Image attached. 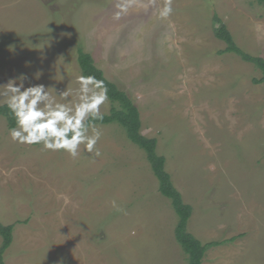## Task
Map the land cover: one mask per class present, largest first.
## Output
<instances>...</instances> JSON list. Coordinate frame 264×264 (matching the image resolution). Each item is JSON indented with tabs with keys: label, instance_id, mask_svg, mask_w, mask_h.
Returning <instances> with one entry per match:
<instances>
[{
	"label": "rangeland",
	"instance_id": "1",
	"mask_svg": "<svg viewBox=\"0 0 264 264\" xmlns=\"http://www.w3.org/2000/svg\"><path fill=\"white\" fill-rule=\"evenodd\" d=\"M118 2L0 0V85L25 74V87L68 89L75 100L78 53H88L156 138L191 206L187 231L222 242L201 264H264V83L253 64L219 53L226 44L213 33L217 16L243 51L264 58V8L173 0L161 19L164 0H128L117 20ZM98 125L101 155L73 159L14 142L0 116V223L13 225L4 264H188L145 151L117 123Z\"/></svg>",
	"mask_w": 264,
	"mask_h": 264
},
{
	"label": "clouds",
	"instance_id": "2",
	"mask_svg": "<svg viewBox=\"0 0 264 264\" xmlns=\"http://www.w3.org/2000/svg\"><path fill=\"white\" fill-rule=\"evenodd\" d=\"M129 6L128 0L118 2L114 19H120ZM173 11V0H164L159 18L168 19ZM27 79L21 74L0 85V98H3L0 106L6 105L15 120V126L9 129L11 139L18 144L41 145L47 151L63 150L73 159L82 151L99 157L97 144L103 133L96 122L104 119L101 106L109 100L105 82L93 75L77 76L76 98L70 100L71 90L60 91L58 95L55 92L53 96L48 91L51 87L44 84L25 87ZM111 205L116 212L125 211L115 200Z\"/></svg>",
	"mask_w": 264,
	"mask_h": 264
},
{
	"label": "trees",
	"instance_id": "3",
	"mask_svg": "<svg viewBox=\"0 0 264 264\" xmlns=\"http://www.w3.org/2000/svg\"><path fill=\"white\" fill-rule=\"evenodd\" d=\"M264 8V0H256ZM214 20L218 26L213 28L216 38L222 40L226 46L219 53H233L243 61L253 64L261 72L256 83H264V58L254 56L243 51L235 42L233 35L226 27V24L217 16ZM78 64L81 75H93L105 82L108 88L109 100L116 105L110 107L108 113H104V119L97 121V124L117 123L122 126L127 138L145 151L146 158L151 170L158 181L160 193L170 199L171 205L177 215V222L174 227V236L184 253L187 255L188 264H201L202 258L207 249L221 244V241H209L202 243L199 239L187 231V220L191 214V206L182 200L180 192L174 186L170 174L165 169V158L156 151V138L148 137L141 133V120L137 106L133 100L116 84L109 81L93 61V58L81 50L78 53ZM0 116L4 117L8 129L15 126V120L7 106H0ZM13 225L0 223V264H4V252L12 241Z\"/></svg>",
	"mask_w": 264,
	"mask_h": 264
}]
</instances>
